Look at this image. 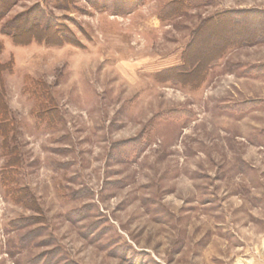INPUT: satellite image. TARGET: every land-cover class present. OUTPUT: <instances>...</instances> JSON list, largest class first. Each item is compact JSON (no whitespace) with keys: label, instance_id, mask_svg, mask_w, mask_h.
I'll use <instances>...</instances> for the list:
<instances>
[{"label":"rangeland","instance_id":"rangeland-1","mask_svg":"<svg viewBox=\"0 0 264 264\" xmlns=\"http://www.w3.org/2000/svg\"><path fill=\"white\" fill-rule=\"evenodd\" d=\"M262 13L0 0V264H264Z\"/></svg>","mask_w":264,"mask_h":264},{"label":"trees","instance_id":"trees-1","mask_svg":"<svg viewBox=\"0 0 264 264\" xmlns=\"http://www.w3.org/2000/svg\"><path fill=\"white\" fill-rule=\"evenodd\" d=\"M247 13H249V12H241V13H234V12H224V13H221V14H218L217 16H215V17H213V18H211L210 20H218V19H220L221 17H234V16H237V15H235V14H243V16L241 15H239V18H237L238 20H236V19H234L233 18V21L234 22H240L241 24H245L246 23V19L247 18H245V19H243V20H240L242 17H244V14H247ZM263 14V16H264V13H262ZM255 19L257 20L258 19V17H255ZM263 23H261V24H255V25H249L250 26V28L249 29H247L244 33H243V35L245 36V37H247V38H250V37H253V35L255 34V32L257 33V32H261L262 33V31H263V29H264V27H263ZM256 35H254V37H255ZM257 37H259V36H257ZM228 45L227 46H233V45H237V44H239V40H231V41H228ZM225 44H227V42H225V43H223L222 45H224L225 46Z\"/></svg>","mask_w":264,"mask_h":264}]
</instances>
